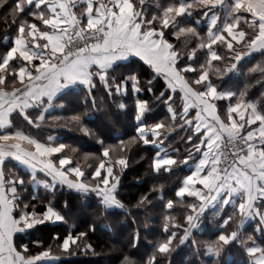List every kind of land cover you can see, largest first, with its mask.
<instances>
[{
    "label": "snow or ice",
    "instance_id": "1",
    "mask_svg": "<svg viewBox=\"0 0 264 264\" xmlns=\"http://www.w3.org/2000/svg\"><path fill=\"white\" fill-rule=\"evenodd\" d=\"M7 15L14 35L0 55V264L99 255L90 236L100 229L123 244L113 245L118 264H175L188 244L227 264L236 243L246 264H264V91L250 95L254 84L264 89V0H156L154 8L149 0H14ZM128 63L138 67L121 70ZM235 75L245 80L237 90L225 84ZM158 105L165 115H155ZM45 127L80 140L41 138ZM10 160L30 169L28 180ZM141 161L146 171L135 179L151 183L133 202L124 180ZM175 172L185 174L164 178ZM27 184H42L51 198L28 194ZM64 189L82 205L95 198L91 223H73L50 243L32 239L48 223L74 219L73 201L57 198ZM209 214L218 230L199 239ZM157 219L151 251L138 258ZM250 220L258 235L246 231Z\"/></svg>",
    "mask_w": 264,
    "mask_h": 264
},
{
    "label": "trees",
    "instance_id": "2",
    "mask_svg": "<svg viewBox=\"0 0 264 264\" xmlns=\"http://www.w3.org/2000/svg\"><path fill=\"white\" fill-rule=\"evenodd\" d=\"M14 2V0H8V6L5 8H0V55H2L10 45L11 41H6L5 36H12L14 35V28L9 29V24L11 23V16L7 15V22H5V17L8 11V7L11 6V4ZM150 4L154 8L156 0H149ZM206 23V22H205ZM135 60H139V58H134ZM259 55H255L248 60L245 61L244 66L248 67L251 66V64L255 63L257 60H259ZM139 64H143V61H139ZM138 67V64L136 63H128L124 66L121 70H127L130 68H136ZM144 68L147 69V65H144ZM148 72H150V69H147L145 72V78H150L148 75ZM251 82V81H249ZM163 81H160V84H162ZM245 80L243 76L235 75L232 76L230 79H227L225 81L226 86H230L233 88V90L240 89L244 86ZM160 85H157L159 87ZM261 91H264V89L261 88L260 85H253V87L250 89V95L253 98L259 97ZM73 96H78L79 93L73 90L71 93ZM61 113H53V115H60ZM166 114V109L163 105H158L155 108V115L157 117L163 116ZM22 122H18L20 124ZM126 129L129 133L132 131L133 121L130 119L126 120ZM54 133H63L64 136L67 137L69 133H66L63 129H56L52 127H45L41 129L37 134L41 138H45L48 135H52ZM70 136V135H68ZM71 137L73 138V141H79L80 137L79 134L72 133ZM68 140V138H66ZM65 140V141H66ZM72 141V142H73ZM178 147H181L183 149V145H177ZM146 150H151L152 146H144ZM85 150H91L95 151V148H86ZM143 154L142 151H139L136 153V157L138 158L139 155ZM10 163V162H9ZM7 163V164H9ZM13 167L21 172L26 180L29 179L30 173L27 171H24L19 165L14 164ZM146 171V164L144 161H141L139 164L134 165L131 170L128 171V174L124 180V189L123 191L127 193L128 197L132 199L133 202H135L136 197L142 192L147 191L148 187L150 186L151 180L148 177H145V183L140 184L137 183L135 177L138 176H144V173ZM185 174L184 172H175L172 174V176L165 175V179L168 181L174 180L176 177L181 176ZM28 189V194H35L34 188L32 184L26 185ZM35 195H38L41 200H44L46 198L50 199V195L48 194L47 190L39 189V192ZM61 202L64 199H71L74 204L73 209V220H70L67 224H63L61 222H57L55 224L48 223L46 226L41 227L40 231L35 233L32 236V239L41 238L44 239L46 242H51L50 237L54 235L57 231L60 233H65L66 231L72 230V224L77 223L81 227L85 223H91V217L87 215V210L95 206V198L90 197L83 205L80 202V198L70 190L64 189L60 190L58 192L57 197ZM158 211V209H157ZM179 214V212H178ZM209 215L206 216L203 220L204 226H203V232H198L197 236L199 239H207L210 236H212L214 233L218 230V225L215 223L209 222ZM251 224L247 226V230L250 229ZM104 229H100L97 231L96 234L91 235L90 239L96 244L97 246V252L100 253L99 255H93L89 252L79 251L74 252L71 256H61L59 260H52L49 259L45 262V264H118V258H119V252L115 249H113V245H116L117 248L123 247V244H121L119 241L115 239H111L110 236L105 235ZM128 231H131V229H128ZM159 231V221L157 219V226L151 233H146L147 239L142 241L140 248L133 253L138 258L146 255L148 252L151 251V241L154 239V236L158 234ZM126 240V236L124 237ZM201 260H203V264H214V259L209 256L201 255L200 257H197L192 252V247L190 244L184 245L181 247V249L178 251V253L174 257L175 264H200ZM227 264H246L247 256L244 252L243 248L238 244H233L228 254L226 255Z\"/></svg>",
    "mask_w": 264,
    "mask_h": 264
},
{
    "label": "rangeland",
    "instance_id": "3",
    "mask_svg": "<svg viewBox=\"0 0 264 264\" xmlns=\"http://www.w3.org/2000/svg\"><path fill=\"white\" fill-rule=\"evenodd\" d=\"M18 86V85H17ZM58 135H60V136H64V134L63 133H59ZM68 135H70V136H68ZM67 135V138H68V140H66L65 142L66 143H72V141H73V138L71 137V135H72V133H69ZM14 164H16V163H14V162H10L9 163V165L7 164V167L11 170V171H13V172H15V173H19L20 175H22L23 176V174L21 173V172H19L18 170H16L14 167H13V165ZM21 167V166H20ZM22 168V167H21ZM23 169V168H22ZM24 170V169H23ZM25 171V170H24ZM28 172V171H27ZM30 173V172H29ZM41 179H44V178H41ZM32 186H33V188H34V193L35 194H37L38 192H39V189L41 190V189H44V190H47V189H45L44 188V186L41 184V185H39V187L38 188H36L37 187V185H34V184H32ZM48 191V190H47ZM209 222H211V223H213L212 222V219H211V214H209ZM249 224H251V226L252 227H250V229H246V231L248 232V233H252V234H256V235H258V233H254V229H255V226H256V221H254V220H251V221H249L248 222V225ZM247 225V226H248ZM203 226H204V222H203Z\"/></svg>",
    "mask_w": 264,
    "mask_h": 264
},
{
    "label": "crops",
    "instance_id": "4",
    "mask_svg": "<svg viewBox=\"0 0 264 264\" xmlns=\"http://www.w3.org/2000/svg\"><path fill=\"white\" fill-rule=\"evenodd\" d=\"M9 37H11V36L9 35ZM9 40H10V39H6V41H9ZM52 135H58V133H54V134H52ZM9 162H14V163H16L17 165L21 166L25 171L30 172V169H27L25 166L19 164V162L15 161V160H10ZM9 162H8V163H9ZM8 165H9V164H8ZM6 166H7V165H6ZM40 178H45V177L43 176L42 173H40ZM39 185H41V184H39ZM39 185H37L36 188H38ZM250 221H251V220H250Z\"/></svg>",
    "mask_w": 264,
    "mask_h": 264
}]
</instances>
